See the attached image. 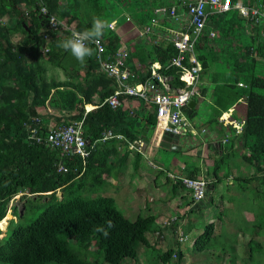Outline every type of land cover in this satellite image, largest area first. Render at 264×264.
Listing matches in <instances>:
<instances>
[{
	"label": "trees",
	"instance_id": "1",
	"mask_svg": "<svg viewBox=\"0 0 264 264\" xmlns=\"http://www.w3.org/2000/svg\"><path fill=\"white\" fill-rule=\"evenodd\" d=\"M180 1L0 0V222L6 223L9 208L12 214H19L17 219L9 220L5 230L0 229V264H102L99 258L110 264H122L126 258L138 260L137 245H148L146 232L151 229L154 217L138 216L131 220L117 207L113 197L100 194L105 183L103 175L108 171L104 161L111 155L113 145L96 146L85 159L76 153H63L46 142L30 141L29 135L33 127L45 135L52 128L83 119V134L90 148L109 129L132 140L139 139L138 119L122 107L102 103L117 86L114 78H108L107 84L91 79L99 67L94 46L89 45L92 54L83 63L77 61L70 51L58 47L69 30L66 35H59L50 27V17L56 16L77 31L91 28L96 17L110 24L117 19V29L106 28L101 39L110 52L121 42L131 46L130 54L144 66L135 70L137 78L133 81L151 78V65L158 64L157 72L170 76V85L180 88L185 83L179 80V69L171 65L178 50L165 34L159 36L161 30L166 33L165 29L153 22L158 7H170ZM43 6L49 13H42ZM215 19L220 35L210 37L206 26L196 46L200 75H209L214 84L213 123L223 126L219 121L222 113L245 98L244 130L236 141L243 147V160L254 171L251 177L238 180L242 187L253 181L264 187V70L259 68V59L264 61V37L258 31L248 37L249 44H241L244 40L236 31L244 23L235 10L213 14L207 23L216 22ZM165 21L161 23L164 27L168 24ZM255 24L253 29L259 26ZM134 25L136 28L132 29ZM148 26L151 31L143 35L142 30ZM124 30L131 32L130 37L125 38ZM220 36L232 38L234 43L222 54L217 51ZM47 45L51 49L45 53ZM49 63L64 70V78L49 76ZM240 82L245 86H240ZM99 95L96 107L86 112V105L96 102ZM40 108L52 115L53 125L42 117ZM188 116L194 117L193 112ZM148 121L155 125L156 114L152 112ZM230 128L235 131L234 126ZM227 156L228 153L222 159L226 161ZM215 164L217 173L223 165ZM61 165L66 170H60ZM260 194L264 198V189ZM16 197L25 201L20 211L16 205H10ZM97 227H103L108 235L95 231ZM214 233L215 225L211 222L195 239L194 250L207 249ZM255 240L253 237L248 243V258L252 260L262 247ZM174 252L170 249L163 253L164 264L171 261ZM178 256L173 264H182L183 253L177 252Z\"/></svg>",
	"mask_w": 264,
	"mask_h": 264
},
{
	"label": "crops",
	"instance_id": "2",
	"mask_svg": "<svg viewBox=\"0 0 264 264\" xmlns=\"http://www.w3.org/2000/svg\"><path fill=\"white\" fill-rule=\"evenodd\" d=\"M239 1L244 5H251L261 1L264 2V0ZM232 10L237 12V17L244 23V27L239 28V32L238 30L236 31V35H241L242 40H244L241 41V44H249L248 37L250 35H255L258 31L261 34L260 36L264 37V22H260L261 25L258 24L259 26L253 29L254 26L252 24L255 23H253L250 19L243 17L238 9L234 8ZM125 16L128 18L129 15ZM164 19H166L165 22L168 21V24L171 25L167 24L165 27L161 25ZM185 20L186 19L184 17L183 21L178 22L170 15H162L158 21L155 22V24L160 23L159 26H162L165 29L166 33L161 32V30L159 31L160 35L165 34V36L168 37L171 34L169 38L172 40L174 35L173 33L183 31L182 24H185ZM215 20L216 22L212 20V22L210 21L209 24H206L207 28L205 27L209 31V36L213 38L220 35V31L217 28L219 26L218 19ZM112 23V28H114V30L117 29V19L113 20ZM68 27L70 28V26ZM134 28H136L135 25L132 29ZM124 32L126 34L128 33V30H124ZM212 32L215 34L211 35ZM66 37L68 38L67 35ZM219 40L220 45L218 44L217 51L220 54L234 47L232 38L229 39L226 36L222 38L220 36ZM127 46L131 53V46ZM50 49V46L47 45L44 49L45 53H48ZM129 57V60L127 59L126 63L129 65L134 74H137L135 72L136 69H144L143 64H140L139 58L132 56L131 54ZM259 60V68L264 70V61H261V59ZM94 75L95 76L91 78L92 80L97 78L104 83H108L107 80L108 78L110 79V77L99 67H97V72ZM200 76L201 77H199V81L197 83L199 95L195 96L196 104L192 110L194 119L193 122H191V127L185 134L179 135L175 142L171 141L169 144L170 146H167L166 144L168 142L163 140L165 133L162 125L158 121L155 125H152V123L148 121V119H151L152 112L156 114L155 104L145 102L138 98L124 96L122 97V105L119 107H122V109L129 113L132 118L138 119L136 121V131L140 135L139 139L132 140L123 133H117L114 130L109 129L105 131L103 135L112 131L115 135H122L123 138L115 136L113 138L103 140L102 136L100 139L95 140L91 144V148L89 147L91 153V150H93L96 146H102L105 144L113 145L111 155L107 156L104 161V164L108 169L106 174L103 175V179L105 181L104 186L106 185V187H108V190L105 191L112 190L114 191V195H116V197L118 196L121 202L124 203L126 200L130 202L131 206H129V210L134 216L132 220H135L138 216H143L139 211H144L146 213L145 217H154V223L152 224L151 229L146 232L148 245L142 243V259H140V264H152L151 262H147V256L150 253L151 248H156L160 251L158 257L156 258L158 260L156 264H164L162 255L170 249H172V251L182 252L179 247L186 241L187 236L189 237V234L186 233L185 230L192 231L195 229V225L192 224V221L189 218L190 213L194 211V208H197V206L204 205L206 203L209 204V202L213 201V197L211 196L209 189L216 188V190L219 189L227 192L228 194L222 193L220 198L231 200L236 195H239L240 191H246L249 185H253L256 189L261 187L259 183H256V181L251 182L246 187L240 186L238 179L241 178L239 177H251L254 167L252 166L249 175L245 173L238 175V172L241 170H239L237 166L239 165V162L242 163V153L244 152L242 149L243 147H240L239 143L236 141V136L239 134L230 128L233 126L232 124L224 125L221 123L223 125L221 126L219 123H213L216 119L214 110L215 104L211 96L214 84L212 83V79H210L209 75ZM115 86H117V82ZM102 88L103 87H100V89ZM117 88L118 86L116 89ZM106 99L102 102L103 104L107 103ZM99 100L100 95L95 97L96 102L87 104L86 112L95 108V103H98ZM39 110L42 113V117L49 125H53V123H55L54 118L46 109L40 108ZM246 113V100L245 98H241L229 110L223 112L222 115L229 114L231 120H235L240 123L245 121L244 119H246ZM187 115L189 114L187 113ZM233 138L235 139V144L233 142ZM133 144L136 145L135 149L132 148ZM160 147L167 152L178 151V153L181 152L182 154L187 153L188 156L192 157L191 161L179 162L177 165L179 169L177 170L178 172L169 170L165 178H162L158 173L153 174L150 172V169L142 163V159H145L144 154L146 151H148L149 154H152L155 151L153 148ZM226 153H228V156L225 161L222 158ZM148 160L149 165L153 168L156 167L155 163H153L150 159ZM215 162L223 165L221 169L217 170V173ZM157 167L161 170V172H164L162 165ZM137 174H139V176H137ZM172 174L177 175V177H194L195 175L198 178L204 177L207 179L209 181V191H207L206 197L197 201L192 190L184 186L181 181H178V178H172ZM219 178L221 179L219 180ZM235 180L237 181L235 183L237 186L234 185ZM254 183H256V185ZM114 200L116 201V198H114ZM181 233L184 237L186 236V239L184 238V240H180ZM225 249L226 247H224L223 251H225ZM174 260L176 261L177 259L172 257L171 261L166 264H172L174 263ZM130 262L137 264V261L135 260L124 261L122 264H128Z\"/></svg>",
	"mask_w": 264,
	"mask_h": 264
},
{
	"label": "built area",
	"instance_id": "3",
	"mask_svg": "<svg viewBox=\"0 0 264 264\" xmlns=\"http://www.w3.org/2000/svg\"><path fill=\"white\" fill-rule=\"evenodd\" d=\"M238 9L240 14L250 19L253 23L260 24L264 22V2H258L251 5H244L242 2L233 0H182L170 7L161 6L156 9V16L153 19L155 23L162 15H170L178 22L183 21V31L173 33L172 40L178 50L173 57L171 65L177 67L180 71L179 80L185 84L180 88H173L169 81L172 79L168 75L157 72L158 64L151 65V78L146 81H133L137 78L129 65L126 63L130 55V49L126 44L121 43L117 49L110 52L107 50L105 41L101 38L91 43L96 49V61L99 68L104 71L110 78H114L118 88L107 99V103L116 108L122 105V97H134L145 102H151L156 106L157 121L162 125L164 133L182 135L191 127V122L187 117L188 103L199 95L197 83L200 77V61L197 57L196 46L202 35L208 18L216 13H225L232 9ZM43 14L49 13L46 6L41 9ZM50 27L58 34H65L67 30L68 37L72 32L77 31L69 28L65 23L59 21L56 16L50 17ZM113 27V23H111ZM151 31V27L142 30V34ZM215 33L212 32L211 35ZM66 35V34H65ZM48 37V36H46ZM240 86H245L240 82ZM38 120V119H36ZM220 121L224 125L232 124L237 134L244 130V121L236 122L231 120L229 114H223ZM84 120L74 122L64 127L52 128L43 135L37 127H33L29 135V140L35 143L46 142L53 147L60 148L63 153H76L83 158L90 155L89 141L83 134ZM123 138L122 135H115L112 131L105 133L103 140L113 138ZM132 148H136L133 144ZM140 148V147H138ZM60 170H66L63 165ZM172 178L181 181L184 186L192 190L195 199L201 200L206 197L209 181L204 177H177L172 174ZM186 239L181 233L180 240ZM177 257V252L173 254Z\"/></svg>",
	"mask_w": 264,
	"mask_h": 264
},
{
	"label": "rangeland",
	"instance_id": "4",
	"mask_svg": "<svg viewBox=\"0 0 264 264\" xmlns=\"http://www.w3.org/2000/svg\"><path fill=\"white\" fill-rule=\"evenodd\" d=\"M131 32L128 31L125 38L130 37ZM59 35H63L61 32ZM171 35V34H170ZM169 35V36H170ZM159 36H161L159 34ZM168 36V37H169ZM18 38V36H16ZM129 60V58H127ZM48 71L47 74L49 76H57V77H64L65 72L62 69L54 68L51 63L48 64ZM190 122H193L194 117H189L187 115ZM155 151L152 154H149L148 151L144 154L145 159H142V163L150 169V172L153 174L158 173L162 178H165L168 174V171L178 172V163L181 161H191L190 156L187 153L182 154L181 152L178 153L175 151L167 152L163 148H153ZM150 159L153 163H155L156 167H152L148 164ZM163 161H162V160ZM162 165L164 172H161L157 166ZM150 166V167H149ZM152 167V168H151ZM239 168L238 175L240 174H248L250 173L252 166L246 160L242 163L239 162L237 166ZM236 171V169H235ZM179 175V174H178ZM139 176V174H137ZM237 176V175H236ZM91 182V179L88 181ZM234 185L237 186L235 183ZM256 183H258L256 181ZM256 183H254L256 185ZM226 184V182H225ZM105 188L101 195L104 196H111L116 198V205L117 207L125 214L127 217L134 218L132 213L129 210V206H131L128 200L121 202L119 197L114 195V191H105L108 190V187L103 186ZM246 191H240L239 195H236L231 200H227L226 198H220L222 193H226L221 190L209 189L207 191L210 192L211 196L213 197V201L199 205L195 210L192 211L189 215V218L192 221V224L195 225V229L192 231L185 230L186 233L189 234L187 239L179 249L183 253V257L181 259L182 264H263L264 263V198L260 192L264 189V187H259L258 190L253 185H249ZM238 191V190H237ZM60 194V192H59ZM33 195V194H31ZM264 195V194H262ZM33 197V196H31ZM24 200L19 197L12 199L11 204L16 205V207L20 210L23 209ZM256 202V204L254 203ZM210 205V207H209ZM141 215L145 216L146 213L144 211H139ZM8 216V217H7ZM6 218L7 221L5 224H1L0 222V229L5 230L6 226L10 219L14 218L17 219L19 214L14 215L11 212V208L8 210ZM181 218V217H180ZM3 220V219H2ZM211 222H215V233L208 244V248L204 251H196L194 250V242L195 239L198 237L200 233L203 232L205 226ZM234 231V232H233ZM233 232V233H232ZM1 237V236H0ZM256 239L255 242L261 243L262 247L259 248L260 252H257L254 256V259H250L249 257V250L250 245L248 244L250 239ZM73 244H75L72 241ZM224 247H226L225 251ZM258 247V246H257ZM142 248L143 244L139 243L137 245V251L139 253V260L137 264H140V259H142ZM223 251V253H222ZM159 250L156 248H151L150 253L147 256V262H151L152 264L157 263V257L159 255ZM93 256V254H92ZM84 258H87L86 255ZM179 257L175 259L178 260ZM102 261V264H110L99 258ZM134 259L126 258L125 261H131ZM176 260V261H177ZM175 261V260H174ZM128 264H134L130 262ZM173 264V263H172Z\"/></svg>",
	"mask_w": 264,
	"mask_h": 264
},
{
	"label": "clouds",
	"instance_id": "5",
	"mask_svg": "<svg viewBox=\"0 0 264 264\" xmlns=\"http://www.w3.org/2000/svg\"><path fill=\"white\" fill-rule=\"evenodd\" d=\"M110 27L111 24L107 20L96 17L92 22L91 28L85 29L84 31L72 32L68 38L58 42V47L70 51L71 55L75 57L77 61L83 63L85 58L92 54V49L89 45L98 41L103 36L105 29ZM108 226H112L110 221L108 222ZM94 230L102 232L105 236L108 235L103 227H97Z\"/></svg>",
	"mask_w": 264,
	"mask_h": 264
},
{
	"label": "water",
	"instance_id": "6",
	"mask_svg": "<svg viewBox=\"0 0 264 264\" xmlns=\"http://www.w3.org/2000/svg\"><path fill=\"white\" fill-rule=\"evenodd\" d=\"M196 104V100L192 99L189 103H188V108H187V113L189 115H191L192 113V110L194 108ZM179 135H174V134H169V133H165L164 137H163V140H166L168 143L166 144L167 146H170V142L173 141L175 142L177 140Z\"/></svg>",
	"mask_w": 264,
	"mask_h": 264
}]
</instances>
